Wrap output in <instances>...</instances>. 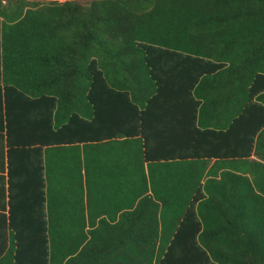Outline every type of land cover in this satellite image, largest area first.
<instances>
[{
    "label": "trees",
    "instance_id": "1",
    "mask_svg": "<svg viewBox=\"0 0 264 264\" xmlns=\"http://www.w3.org/2000/svg\"><path fill=\"white\" fill-rule=\"evenodd\" d=\"M1 76L0 264H264V0H0Z\"/></svg>",
    "mask_w": 264,
    "mask_h": 264
},
{
    "label": "crops",
    "instance_id": "2",
    "mask_svg": "<svg viewBox=\"0 0 264 264\" xmlns=\"http://www.w3.org/2000/svg\"><path fill=\"white\" fill-rule=\"evenodd\" d=\"M1 79H2V76H1L0 80ZM167 88H168L167 86L165 88H162L160 90V92L158 93V99L155 100L154 109L152 111L153 118L158 123H160L162 121H165V122L167 121V119L169 118V115H167V111H166L165 107H173L175 105L176 101H177L176 98L178 97V95L176 96V93H174L173 91L170 90L171 88L170 89H167ZM11 95H13V94H11ZM234 96H236V94L231 92L230 97H234ZM191 97L192 96H190V95L188 97H184V103H189ZM185 106L188 108V110L190 109L189 108L190 106L188 104L185 105ZM173 110H177L176 114H182L183 118L188 120L186 117H184L183 110L181 109V107H174ZM230 112L232 113V111H230ZM164 113H165V115H164ZM161 126L162 127L160 129H158V130H162L163 134L159 135V139H161V141L163 142L164 146H167L168 144L173 142V144H170L168 146V147H170V149H173L174 146H175V138H173V136L171 135L170 130L168 129V126H167L168 130L165 129V126H163V125H161ZM32 128H33V126H32ZM41 128L42 127H39V128H37V130L41 129ZM33 134H34V137H35L36 132L33 131ZM118 141H120V139H118ZM114 152H115V150H114ZM116 173H119V176L121 177V166L117 167Z\"/></svg>",
    "mask_w": 264,
    "mask_h": 264
},
{
    "label": "rangeland",
    "instance_id": "3",
    "mask_svg": "<svg viewBox=\"0 0 264 264\" xmlns=\"http://www.w3.org/2000/svg\"><path fill=\"white\" fill-rule=\"evenodd\" d=\"M80 1H83V2H85V1H88V0H80Z\"/></svg>",
    "mask_w": 264,
    "mask_h": 264
}]
</instances>
